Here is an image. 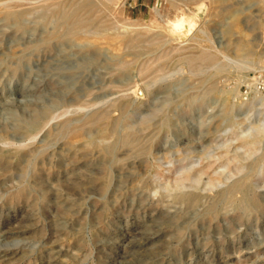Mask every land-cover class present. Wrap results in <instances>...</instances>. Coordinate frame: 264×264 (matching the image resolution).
<instances>
[{
	"label": "rangeland",
	"instance_id": "1",
	"mask_svg": "<svg viewBox=\"0 0 264 264\" xmlns=\"http://www.w3.org/2000/svg\"><path fill=\"white\" fill-rule=\"evenodd\" d=\"M259 79L264 0H0V264H264Z\"/></svg>",
	"mask_w": 264,
	"mask_h": 264
},
{
	"label": "bare ground",
	"instance_id": "2",
	"mask_svg": "<svg viewBox=\"0 0 264 264\" xmlns=\"http://www.w3.org/2000/svg\"><path fill=\"white\" fill-rule=\"evenodd\" d=\"M170 25H171V24H170ZM175 27H176V28H181V27H182V23H181V22L176 23V24H175ZM106 29H107V28H106ZM106 29H105V30H106ZM114 29H115V27H113L112 30H114ZM119 29H120V28H119ZM119 29H118V30H119ZM124 29H125V28H124ZM174 29H175V28H174ZM100 30L103 31L104 29H100ZM105 30H104V31H105ZM112 30H111V31H112ZM116 30H117V29H116ZM116 30H115V31H116ZM118 30H117V31H118ZM121 30H122V29H121ZM176 30L179 31V29H176ZM102 31H101V32H102ZM107 31H110V30H107ZM119 31H120V30H119ZM101 32H100L101 35H102V34H104V35L106 34V32H103V33H101ZM113 32H114V31H113ZM113 32H112V33H113ZM173 32H174V31H173ZM175 32H176V31H175ZM108 33H110V32H108ZM108 33H107V34H108ZM176 33H177V32H176ZM208 54H209V53H208ZM208 54H207V55H208ZM211 54H212V53H210V55H211ZM207 55H206V56H207ZM213 55H214V54H212L211 56L213 57ZM211 56H208V57L203 56V60L206 61V62H208V61H213V58H212ZM201 57H202V56H201ZM204 57H205V58H204ZM214 57H215V56H214ZM191 58H192V57H191ZM191 58H190V62L194 63L193 61H194L196 58L193 57V58H194L193 61H192ZM188 60H189V59H188ZM196 61H197V60H196ZM196 61H195V62H196ZM199 61H200V60H199ZM204 61H203V63H204ZM199 63H200V62H199ZM208 63H209V62H208ZM209 64H210V63H209ZM211 65H212V64H211ZM205 66H206V65H205ZM205 66H204V64H203V67H205ZM209 66H210V65H209ZM194 67H195V66H194ZM212 67H213V66H212ZM195 68H196V67H195ZM199 71H200V69H199ZM199 71H198V72H199ZM258 102L262 105V107H264V99H262V98L260 99V98H259V99H258ZM234 108H235V106H234ZM234 108L232 107V109H234ZM166 123H168V122L166 121ZM164 125H165V124H164ZM165 128H166V127H165ZM261 133L264 134V129L261 131ZM130 136H131V135H130ZM259 136H260V133H259ZM257 137H258V136H257ZM127 139H128V138H127ZM123 140H124V139H123ZM128 140H129V139H128ZM124 142H126V141H124ZM127 143H128V142H126V144H127ZM247 145H248V144H247ZM263 167H264V166H263ZM261 169H262V168H261ZM178 184H180V183L178 182ZM182 184H183V183H182ZM175 186H178V185L175 184ZM175 186H174V187H175ZM239 186H240V185H239ZM182 187H183V186H182ZM166 188H167V190H168L169 186L166 187ZM171 188H172V186H171ZM244 188H245V186H244ZM172 189H173V188H172ZM180 189H181V188H180V186H179V190H180ZM246 189H247V187H246ZM248 190H249V189H248ZM168 191H170V190H168ZM171 191H172V190H171ZM173 191H174V189H173ZM177 191H178V190H177ZM177 191H176V192H177ZM174 192H175V191H174ZM178 193H179V192H178ZM176 194H177V193H176ZM176 194H175V195H176ZM189 194H190V193H189ZM184 197H186V196H184ZM180 199H181V198H180ZM186 199H187V197H186ZM245 199H246V198H245ZM245 199H244V200H245ZM181 200H182V199H181ZM183 200H185V199H183ZM190 200H191V198H190ZM190 200H189V201H190ZM247 200H249V203H250V199H247ZM247 200H246V201H247ZM189 201H188V202H189ZM192 201H193V200H192ZM246 201H244V203H245ZM247 202H248V201H247ZM244 203H243V204H244ZM251 203L253 204L252 201H251ZM191 204H192V203H191ZM244 205H246V204H244ZM244 205H243V206H244ZM139 231H141V230H139ZM137 232H138V231H137ZM139 233H140V232H139ZM142 233H143V232H142ZM140 234H141V233H140ZM4 235H5V234H4ZM143 238H144V237H143ZM146 239H147V238H146ZM8 256H10V255H8ZM3 258H4V257H3ZM1 259H2V258H1Z\"/></svg>",
	"mask_w": 264,
	"mask_h": 264
},
{
	"label": "built area",
	"instance_id": "3",
	"mask_svg": "<svg viewBox=\"0 0 264 264\" xmlns=\"http://www.w3.org/2000/svg\"><path fill=\"white\" fill-rule=\"evenodd\" d=\"M250 89L256 91L262 98H264V80L262 79L257 80L254 83L253 88Z\"/></svg>",
	"mask_w": 264,
	"mask_h": 264
}]
</instances>
